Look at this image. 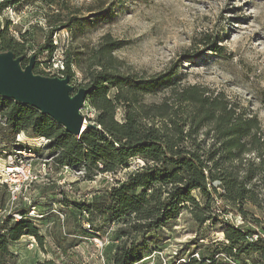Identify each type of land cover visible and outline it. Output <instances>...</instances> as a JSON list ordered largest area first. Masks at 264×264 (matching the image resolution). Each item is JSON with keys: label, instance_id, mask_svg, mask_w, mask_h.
Wrapping results in <instances>:
<instances>
[{"label": "trees", "instance_id": "16d2710c", "mask_svg": "<svg viewBox=\"0 0 264 264\" xmlns=\"http://www.w3.org/2000/svg\"><path fill=\"white\" fill-rule=\"evenodd\" d=\"M23 1L47 10L49 32L42 44L36 45L29 30L15 38L7 32L6 22L0 25V53L20 57L22 68L34 48L35 59L43 54L52 58L58 50L52 40L55 33L67 29L74 40L94 24L80 18L79 10H70L64 0H0V19L3 12ZM64 10L66 18L61 16ZM203 39L213 53L220 54L216 42L208 36ZM122 47L107 34L90 51H62L64 68L59 73L69 77L74 93L78 87L86 89L82 107H88L93 116H83L95 129L87 128L75 138L37 109L0 97L2 140L19 132L43 139L45 147L33 154L44 151L57 169L82 172L87 181L100 175L116 176L134 160L141 162L82 204L60 201L63 214L76 226L70 233L74 236L92 238L116 228L117 243L107 248L105 256L108 264L142 262L151 252L152 235L158 236L185 212L199 229L208 222L213 228L218 225L222 241L217 246L203 245L199 242L207 235L198 237L193 241L197 257L192 253L184 262L173 260L170 264H264V221L248 219L249 212L244 209L246 204L261 208L258 182L264 179V138L257 117H246L223 93L213 96L197 86L178 91L180 80L175 71L150 79L122 74L114 57ZM39 64L36 61L32 73L50 77L39 70ZM72 67L83 76L78 85ZM167 91L173 93L172 104L143 101ZM258 102L264 107V88ZM24 149L32 152L29 146L19 150ZM213 207L221 214L239 216L242 225L219 220ZM18 213L19 221L10 216L0 220V264H17L10 245L24 236L34 238L41 248L45 246L40 229L50 215L38 214L42 217L34 221L27 209ZM253 233L258 240L250 241ZM39 264L56 263L46 260Z\"/></svg>", "mask_w": 264, "mask_h": 264}, {"label": "rangeland", "instance_id": "374dc122", "mask_svg": "<svg viewBox=\"0 0 264 264\" xmlns=\"http://www.w3.org/2000/svg\"><path fill=\"white\" fill-rule=\"evenodd\" d=\"M70 10H79L83 20L94 21L84 34L72 38L67 29L54 34L58 50L51 59L46 54L38 56L39 70L50 77L60 76L62 51H90L107 34L113 41L122 43V49L114 53L122 74H132L146 79L155 75L175 71L179 81L177 90L188 86L204 88L211 95L223 93L226 99L238 106L245 116H255L259 121L264 138V107L258 102V95L264 88V0H64ZM46 9L23 1L15 8L2 13L0 25L8 24V33L15 38L29 30L33 42L41 45L49 28L45 22ZM90 11V12H88ZM72 12V11H71ZM64 10L61 16L66 18ZM216 42L222 50L213 53L210 45L204 44V37ZM36 49H32L31 56ZM75 81L83 76L75 67L71 68ZM145 104H172L173 93L167 91L155 96H146ZM83 115L93 116L88 107L81 110ZM120 118L118 114L117 119ZM0 126L3 120L0 118ZM203 136H200L202 139ZM20 142L19 144L17 142ZM47 141L32 139L19 132L2 140L0 135V167L5 164L10 151H19L29 146L32 158L34 181L21 189L17 196V210L35 206L37 214L50 215L41 225L44 248L38 246L32 237L24 236L10 249L15 254L17 264H39L55 261L56 264H108L105 259L107 248L114 243V226L101 231L96 237L74 236L76 226L63 214V199L82 204L90 196L112 186L106 175L97 176L92 181L78 177L71 169H57L51 158L34 150L45 147ZM28 148V147H27ZM25 150V149H24ZM22 157V155H21ZM252 157V156H251ZM23 158V157H22ZM48 162L43 171L42 163ZM136 161V160H134ZM137 162V161H136ZM130 168L116 174L121 179ZM260 185V209L246 204L248 219L264 221V179ZM196 195V194H194ZM6 187L0 188V208L9 202ZM60 202V203H59ZM213 214L221 219V213L213 207ZM59 222V223H57ZM86 224L82 223V227ZM219 226L206 223L199 229L193 225L190 214L182 213L158 236L150 238L151 252L137 264H170L173 260L182 263L193 253L197 257L193 241L207 235L203 245L217 246L222 241ZM32 243L34 248H29ZM197 245H201V244ZM74 244L75 246H71Z\"/></svg>", "mask_w": 264, "mask_h": 264}, {"label": "water", "instance_id": "95a60500", "mask_svg": "<svg viewBox=\"0 0 264 264\" xmlns=\"http://www.w3.org/2000/svg\"><path fill=\"white\" fill-rule=\"evenodd\" d=\"M20 61V57L15 59L10 52L0 53V97L37 109L75 138H80L87 128L95 129L81 113L87 95L85 88L78 87L74 93L66 75L63 78L34 75V54L24 68Z\"/></svg>", "mask_w": 264, "mask_h": 264}, {"label": "built area", "instance_id": "2783aa9c", "mask_svg": "<svg viewBox=\"0 0 264 264\" xmlns=\"http://www.w3.org/2000/svg\"><path fill=\"white\" fill-rule=\"evenodd\" d=\"M54 46H56V42L54 43ZM56 67H60V71L62 72L64 66H63V62H58L57 64H55ZM59 78H63V76H59ZM19 142V141H18ZM29 153H31L30 151H26V150H19V151H10L9 153H4L5 155H7V159H5V164L3 167H0V188L1 187H6L8 192H9V199H8V203L5 205V207L0 208V220L6 218V216H10L12 218L13 221H19L21 219V216L18 213L17 210V196L20 193L21 189L24 188L25 186H27V184L31 183L32 181H34V174H33V169H32V158L33 156L30 155ZM22 155V157H21ZM137 161V162H136ZM133 162H136V164H141L140 161L136 160ZM48 164V162L46 163V161H44V163H42L41 165V169L44 171L45 167L48 168V166L46 165ZM67 170L69 168L65 167L62 168V170ZM78 177L82 176V172L81 173H77ZM105 177H107V179L110 182H113V180L115 179V176L111 175H106ZM114 183V182H113ZM27 215L29 218L33 219L34 221H36L38 218L42 217L40 215L37 214V212H35V208L33 206H28L27 208ZM221 219L225 222L230 223L231 225L234 226H241L242 225V221L241 218L239 216H234L231 213L228 214H221ZM86 228L88 227L87 225H85ZM257 235L255 233L251 234L250 236V241H256L257 239ZM29 248H34L32 243L28 244Z\"/></svg>", "mask_w": 264, "mask_h": 264}]
</instances>
